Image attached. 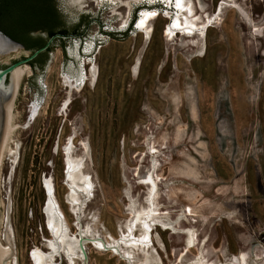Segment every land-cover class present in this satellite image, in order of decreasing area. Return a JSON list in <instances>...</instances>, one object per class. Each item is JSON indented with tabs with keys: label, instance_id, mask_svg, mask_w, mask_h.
I'll use <instances>...</instances> for the list:
<instances>
[{
	"label": "rangeland",
	"instance_id": "374dc122",
	"mask_svg": "<svg viewBox=\"0 0 264 264\" xmlns=\"http://www.w3.org/2000/svg\"><path fill=\"white\" fill-rule=\"evenodd\" d=\"M118 1L85 0L79 8L54 0L53 28L80 37L56 38L35 66L20 65L30 72L13 110L6 264H35L34 250H51L47 179L71 234L79 223L119 239L133 207L148 205L149 175L162 218L151 231L153 260L264 264V0H189L199 26L216 19L204 37L171 39L175 0ZM143 10L159 11L149 40L134 28ZM30 54L19 49L8 58L11 64ZM66 75L85 78L71 88ZM69 140L94 184L79 215L68 201ZM86 248L89 264L146 258L142 249L128 260L91 243ZM54 262L69 264L63 250Z\"/></svg>",
	"mask_w": 264,
	"mask_h": 264
},
{
	"label": "bare ground",
	"instance_id": "6f19581e",
	"mask_svg": "<svg viewBox=\"0 0 264 264\" xmlns=\"http://www.w3.org/2000/svg\"><path fill=\"white\" fill-rule=\"evenodd\" d=\"M97 5H100L107 0H95ZM112 3L118 4V0H108ZM142 0H135V2H140ZM153 2L155 0H149ZM167 4H171L173 0H163ZM71 4L76 5L79 8H83L85 5V0H70ZM129 9H132V2H125ZM174 6L177 9L175 16L172 18L171 23L166 28V36L168 38L175 37L178 33L186 35H200L201 37L205 36L206 28L209 24L213 23L216 19V16H209L207 23L202 26H199L195 21L196 18H193V6L189 0H181L180 6H177V0L174 2ZM113 10H116V7H113ZM169 15V12H165ZM159 15L158 10H143L141 13L140 19L137 22V27L139 30L146 34V40H149L152 31L153 23L152 21L156 19ZM128 18L124 20V24L128 23ZM126 26V25H125ZM139 60H137L135 65V72L138 70ZM30 72V67L28 65L18 66L12 72V79L16 83V91L13 98L7 104V119L4 131L11 138V134L14 130L13 128V110L15 106V101L19 95L21 83L25 76ZM92 76L95 77V69H92ZM85 78L82 75L76 80H72L71 76L66 75L65 80L71 88L78 85L79 80L83 81ZM68 102V101H67ZM67 103H65L66 106ZM31 117L34 118L38 112L37 104L33 103L31 106ZM72 142L69 140L68 145L66 146L67 154V171H66V181L70 188L68 194V201L71 204L72 210L78 214L84 207V199L91 195L93 190V181L91 176L84 172V159L79 157H74L71 154ZM18 150V149H17ZM17 152V151H16ZM18 153V152H17ZM11 154H15L14 149H11ZM147 181L150 182V188L148 193V205L142 209H138L135 206L132 210V218L130 221L125 224L126 231L118 239H106L103 236H100L97 233H93L90 226L87 225L84 228V225L78 223L79 232L71 234L69 227L66 222V218L63 212L60 209V206L56 200L54 193V185L51 179L45 181L48 199L46 204V214L48 226L53 234V237L49 240L48 246L50 247V252L45 253L40 249L33 251V259L35 264H55L54 259L56 254H59L61 250L65 253L68 258L69 264H82L81 260L83 259V254L80 249V240L83 239V243H91L95 247L111 251L124 259L131 260L134 258L135 250H144L146 252V258L140 262V264H160L158 258H153L150 256L149 249L151 242V231L153 226L157 222H162V218L157 214V204L155 200L156 194V182L153 180L152 175L147 177ZM85 197V198H84ZM88 199V198H87ZM79 215V214H78ZM7 222L9 223V216H7ZM9 224H7L8 226ZM140 228V234H136L135 229ZM9 243L12 245L11 234L8 235ZM85 238V239H84ZM194 244V234H191L188 239V247ZM12 249V246L6 247V256ZM14 249V248H13ZM13 253V252H12ZM12 256V255H10ZM129 263V262H128Z\"/></svg>",
	"mask_w": 264,
	"mask_h": 264
},
{
	"label": "water",
	"instance_id": "95a60500",
	"mask_svg": "<svg viewBox=\"0 0 264 264\" xmlns=\"http://www.w3.org/2000/svg\"><path fill=\"white\" fill-rule=\"evenodd\" d=\"M140 16V14H139ZM138 29L137 25L134 26ZM81 34H61L51 36L47 43L31 54L10 64L8 54L19 49H26L25 45L0 28V264H6V222L11 176V138L4 131L7 119V104L16 91V83L12 79L14 69L22 64L29 63L46 51L56 38H77ZM85 239V238H84ZM80 249L83 254V264H89V256L83 239L80 240Z\"/></svg>",
	"mask_w": 264,
	"mask_h": 264
},
{
	"label": "trees",
	"instance_id": "16d2710c",
	"mask_svg": "<svg viewBox=\"0 0 264 264\" xmlns=\"http://www.w3.org/2000/svg\"><path fill=\"white\" fill-rule=\"evenodd\" d=\"M54 5V0H0V28L23 43L26 49L35 51L43 47L54 34H68L64 29L53 28L58 16ZM1 21H7L8 24ZM39 30H44L47 37H33V33ZM50 49L51 46L41 54ZM39 56L29 64L35 66Z\"/></svg>",
	"mask_w": 264,
	"mask_h": 264
},
{
	"label": "snow or ice",
	"instance_id": "6c2138e0",
	"mask_svg": "<svg viewBox=\"0 0 264 264\" xmlns=\"http://www.w3.org/2000/svg\"><path fill=\"white\" fill-rule=\"evenodd\" d=\"M181 0H177V6H180Z\"/></svg>",
	"mask_w": 264,
	"mask_h": 264
},
{
	"label": "flooded vegetation",
	"instance_id": "af4514ba",
	"mask_svg": "<svg viewBox=\"0 0 264 264\" xmlns=\"http://www.w3.org/2000/svg\"><path fill=\"white\" fill-rule=\"evenodd\" d=\"M149 1V0H148ZM150 2V1H149ZM55 6V5H54ZM55 8H56V6H55ZM56 11H57V8H56ZM58 12V11H57Z\"/></svg>",
	"mask_w": 264,
	"mask_h": 264
}]
</instances>
